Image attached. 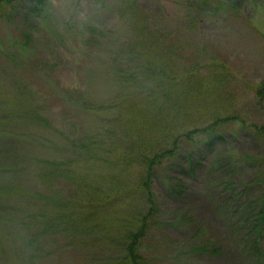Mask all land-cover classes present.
I'll use <instances>...</instances> for the list:
<instances>
[{"label": "trees", "instance_id": "16d2710c", "mask_svg": "<svg viewBox=\"0 0 264 264\" xmlns=\"http://www.w3.org/2000/svg\"><path fill=\"white\" fill-rule=\"evenodd\" d=\"M13 1L0 0V5ZM200 1L212 14L235 13L223 1ZM193 22L169 34L180 36L184 30H190ZM88 31L89 37L84 44L89 46L92 38L99 39L101 31L94 26H88ZM146 36L148 41L138 44L139 52L130 55L116 51L111 57L106 75L114 94L97 105L86 99L78 87L61 85L50 78V73L36 74L20 66L21 70L37 76L40 95L47 93L59 105L74 109V136L59 132L60 143L50 138L41 140L27 132L14 133L21 128L36 129L38 133L42 129L54 132V128L44 115V106L33 105L28 100L22 103L12 91H0L2 137L31 142L50 153L46 158L17 154V151L7 153L8 158L12 154L17 161L5 166L7 178L13 181L4 187L0 199L3 194L17 198L10 200L8 206H1L0 202V232H10L4 240L9 244L1 248L6 256L16 258L14 264L45 262L52 251L44 250V245L55 238L54 229L58 225L63 226L59 232L63 236L67 233L69 239L95 237L98 233L106 239L115 236L117 253L103 264H166L167 261L170 264L178 258L175 254L168 257L163 253L165 223L152 184L159 181L167 195L180 193L184 183L173 184L171 175L178 161L183 159L189 163L193 153L211 150L224 140L226 133L232 134L245 125L237 114L226 112L210 114L206 121L186 126L182 121L188 119V105L180 100L184 101L189 94L193 95L190 99L200 94H203L202 99H209L208 88L216 87L207 80L221 82L214 68L223 66L212 57L183 62L176 54V46L172 47L174 42L162 46L159 40H150L160 37L156 30L146 32ZM28 38L25 36L21 48L15 51L28 50ZM34 64L38 72V67L50 71L41 60ZM200 68L206 71L205 76L195 78ZM30 83L33 84V80ZM252 92L255 103L264 100V77L253 84ZM251 128L261 137L264 146V124ZM116 141L121 144L116 145ZM56 154L61 157L55 158ZM235 159L260 163L253 179L259 190L251 197L247 194L249 183L225 179L213 190L214 209L227 233L224 241L233 257L240 256L245 264H264V153L260 156L238 154ZM57 180L63 182L58 184ZM19 181L23 182V188ZM16 188L19 191H12ZM22 205L25 210L19 214ZM78 212H84L86 220L72 223L75 228L71 229L75 232L69 234L73 231L68 227L71 216ZM186 217L182 214V219ZM60 218L65 222L57 220ZM16 231L20 233L17 235ZM223 249V246L207 242L195 246L193 251L212 254ZM88 254L90 250L80 255L83 259ZM84 264L93 263L86 261Z\"/></svg>", "mask_w": 264, "mask_h": 264}, {"label": "rangeland", "instance_id": "374dc122", "mask_svg": "<svg viewBox=\"0 0 264 264\" xmlns=\"http://www.w3.org/2000/svg\"><path fill=\"white\" fill-rule=\"evenodd\" d=\"M219 1L232 7L235 13L212 14L200 0H14L9 5H0V91H12L22 103L28 100L33 105L44 106V115L54 132L57 131L42 129L38 133L36 129L21 128L15 129L14 133L27 132L41 140L50 138L60 143L59 132L74 136L76 131L74 109L59 105L47 93L40 95L37 76L27 71L29 69L36 74L50 73V78L61 85L78 87L86 99L97 105L111 99L114 94L106 75L111 67V57L116 51L130 55L139 52L138 44L148 41V31H157L160 37L150 40L157 39L162 46L174 42L172 47L176 46V54L183 62L212 57L222 64L223 67L217 65L214 68L222 81L213 83L207 80L216 87L208 88L209 99H202L203 94L190 99L193 95L189 94L184 101L180 100L183 105H188V119L180 121L189 126L206 121L210 114L230 112L241 117L245 126L241 130L236 128L232 134L226 133L224 140L216 143L211 150L201 149L193 153L189 163L183 159L178 161L171 175L173 184L184 183L180 193L167 195L159 181L155 180L152 184L161 219L165 223L161 243L163 253L168 257L174 254L178 257L170 264H245L240 256L234 258L226 246L224 240L227 233L216 215L212 195L225 179L249 183L247 194L251 197L259 190L253 179L258 174L260 163L253 160L244 163L235 158L238 154L260 156L264 153L261 137L251 128L252 125L264 124V100L255 103L252 92L253 84L264 77V0ZM85 4L90 10L95 9L94 27L101 31L99 39L92 38L89 46L84 42L89 37L88 26L92 25L83 24L79 16ZM191 21H194L192 27L184 30L182 35L169 34V31L172 33ZM25 36L29 37L28 50L15 51L21 48ZM36 60L46 63L50 71L38 67V72L34 64ZM20 66L27 67V70H21ZM205 73L204 68H200L196 70L195 78H203ZM32 80L33 84L30 83ZM27 90L29 92L25 93ZM104 116H107L106 112ZM0 130L2 132V126ZM115 144L119 146L121 142L116 141ZM11 151L50 157L48 151L31 142H17L12 137L4 139L0 134V193L9 181H13L9 176L7 178L5 168L8 163L17 161L11 157L12 154L8 158L7 153ZM59 153L62 155L61 151ZM55 156L61 157L59 154ZM19 182L23 188V182ZM57 182L61 184L63 181ZM3 196L1 206H8L10 200L17 198H10L8 194ZM20 209L19 214H23L25 205ZM182 214L188 217L182 219ZM84 215V212L73 214L69 229L75 228L72 223H84ZM57 220L65 222L64 218ZM60 228L63 226L55 227V238L44 245V250H51L52 255L45 262L37 260L34 264H84L86 261L103 264L117 253L115 236L106 239L98 233L95 237L69 239L67 233L63 236L59 232ZM71 230L69 234L75 232ZM16 232L17 235L20 233ZM4 233L0 232V264H14L16 258L6 256L5 252L3 255L1 245L9 244L4 240L10 232ZM73 241L75 244H70ZM207 242L224 249L212 254L194 253L195 246ZM85 250H90V254L82 259L80 254Z\"/></svg>", "mask_w": 264, "mask_h": 264}, {"label": "clouds", "instance_id": "9594fccd", "mask_svg": "<svg viewBox=\"0 0 264 264\" xmlns=\"http://www.w3.org/2000/svg\"><path fill=\"white\" fill-rule=\"evenodd\" d=\"M96 12L95 9H89V6L87 4L83 5L81 10L79 11V16L81 18V21L85 25L91 24L92 26H95L94 16Z\"/></svg>", "mask_w": 264, "mask_h": 264}]
</instances>
